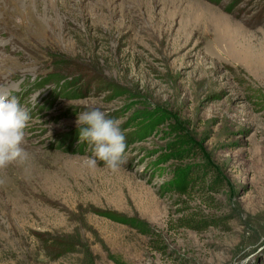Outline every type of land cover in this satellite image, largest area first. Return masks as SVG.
I'll return each mask as SVG.
<instances>
[{
	"label": "rangeland",
	"instance_id": "1",
	"mask_svg": "<svg viewBox=\"0 0 264 264\" xmlns=\"http://www.w3.org/2000/svg\"><path fill=\"white\" fill-rule=\"evenodd\" d=\"M0 93L31 117L0 264H264V0H0ZM93 108L125 135L116 173L83 163Z\"/></svg>",
	"mask_w": 264,
	"mask_h": 264
},
{
	"label": "clouds",
	"instance_id": "2",
	"mask_svg": "<svg viewBox=\"0 0 264 264\" xmlns=\"http://www.w3.org/2000/svg\"><path fill=\"white\" fill-rule=\"evenodd\" d=\"M31 119L27 108L21 106L16 96L0 93V169L11 164H23L28 153L22 147L25 129ZM79 142H87L92 156L85 157L83 163L95 170L98 162H103L105 169L112 173L120 170L123 153L126 148L125 135L119 122L106 117L98 108L77 116Z\"/></svg>",
	"mask_w": 264,
	"mask_h": 264
},
{
	"label": "trees",
	"instance_id": "3",
	"mask_svg": "<svg viewBox=\"0 0 264 264\" xmlns=\"http://www.w3.org/2000/svg\"><path fill=\"white\" fill-rule=\"evenodd\" d=\"M209 1L213 4L219 5L221 3V1H223V0H209ZM214 172H215L214 170L208 169V167H204V166L203 167H198V166L195 167L192 170V172L189 174L188 181L186 183L187 189H189L190 187H193V186H195V187L201 186L203 184L202 183L203 180L207 178V175H210ZM180 221L183 222V224H181V226H180L181 228H188V229H192L195 231H203V230H206L210 227H217V225H218L217 222L209 216L203 217L200 219L192 216L190 218L182 219Z\"/></svg>",
	"mask_w": 264,
	"mask_h": 264
}]
</instances>
